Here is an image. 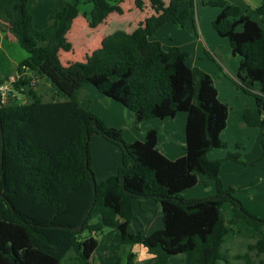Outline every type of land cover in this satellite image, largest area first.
<instances>
[{"label":"trees","instance_id":"obj_1","mask_svg":"<svg viewBox=\"0 0 264 264\" xmlns=\"http://www.w3.org/2000/svg\"><path fill=\"white\" fill-rule=\"evenodd\" d=\"M228 1L208 0L205 5L221 9L213 29L229 41L232 56L240 59L237 87L256 100V109L245 111L243 125L262 128L264 0L252 16ZM65 2L61 11L48 16L49 26L43 31L34 26L30 0L13 3L11 17L0 15L6 24L0 23V28L29 55L14 74L21 77L13 83L14 91L28 97V103L0 104V264H94L97 237L106 228H115L119 236L116 264H142L136 263L132 251L138 243L147 245L160 264L187 254L193 255L192 264H264V219L237 203L234 190L225 189L220 179L222 164L242 163L243 155L208 158L209 152L227 148L221 135L227 128L228 104L219 99L209 74L187 65L188 52L178 46L166 50L152 40L167 24L184 27L194 16V1L180 12L183 0H148L153 14L133 31L110 32L84 62L64 64L62 53L73 50L68 35L81 15L79 0ZM87 2L92 4L88 25L93 30L112 15L124 14L118 0ZM135 5L144 10L146 3L136 0ZM14 75L0 73V85ZM33 77L45 79L69 100H46L34 89ZM86 85L131 110L136 127L185 113V156L170 160L158 150L159 129L149 130L145 141L128 143L123 130L108 127L81 105L77 93ZM94 135L122 152L118 172L101 183L95 179V184ZM199 175L216 182L217 194L181 198V193L197 186ZM135 199L161 204L162 229L150 235L129 231ZM225 203L233 209L230 224L244 221L253 230L254 242L232 256L223 252L225 237L232 232L221 213ZM82 223V229L75 231Z\"/></svg>","mask_w":264,"mask_h":264},{"label":"rangeland","instance_id":"obj_2","mask_svg":"<svg viewBox=\"0 0 264 264\" xmlns=\"http://www.w3.org/2000/svg\"><path fill=\"white\" fill-rule=\"evenodd\" d=\"M16 1L17 0H0V14H5L7 18L11 17V8ZM118 1L120 2V6L124 9V14L112 15L105 25L93 30L89 27L84 17V14L89 15L91 13L92 7L87 0H79L81 3L79 6L81 15L74 22L72 31L68 35V39L73 45V50L70 53H62L61 59L64 64L69 61L84 62L87 55H90L100 47L104 35H108L110 32L116 30L131 32L142 23L146 17L153 14L148 0H144L146 3L144 10H139L136 7V0ZM165 1L168 2L169 0ZM195 1L197 2L194 16L192 15L187 19L184 27L178 24H167L156 32L152 40L159 41L165 49H169L172 46H181L183 50L188 51L189 58L187 63L190 66H195L198 69L201 68L200 70H203L202 66L206 64L209 68L216 67V86H218L220 90L221 100L229 106L227 128L222 136V140L227 144V148L218 150L217 153H223L224 157H226L228 153L243 155L242 163L225 161L222 164L220 179L225 189L232 188L234 190L233 195L237 203L242 204L251 214L264 219V137H261L259 140L260 137L257 139L254 133L247 135L244 131L246 129L253 130V128L240 124L241 109L244 108L245 111L249 109V103L256 106V100L252 95L246 94L237 87L238 80L235 74L230 68L228 72L225 71L223 66L224 64L227 66L225 63L227 60H229V64H232L233 56L231 54L229 41L219 37L213 29L212 23L215 18L213 14L215 11L221 12V9L206 6L205 2L208 0ZM65 4V0H31L30 9L35 11L36 8L41 9L45 7L49 12L48 14H53L61 11ZM190 7V0H183L180 12H184ZM35 14L36 23L34 26L37 30L43 31L49 26L47 21L48 16L45 17V14L41 15L39 11H35ZM211 34L218 37L217 39L220 44L216 47L211 40ZM100 37L101 39L99 40ZM199 37L201 41L198 40ZM213 46L215 51L211 52ZM14 47L23 51L17 43L14 44ZM219 49H226L228 53L225 54L224 57H219ZM9 52L11 55L15 56L14 50L11 49ZM0 64V70L9 74L10 71L6 67V56L3 51L0 52ZM32 79L33 81L35 80L33 85L34 89L42 92L46 100H50L51 97H55L56 101L59 102L69 100L65 94L59 92L56 88L52 86L49 88V83L45 79L37 77H33ZM87 94L90 96H87ZM78 99L86 108L93 107V110L97 112L100 110L102 112L101 114H104L105 110L102 108H106L107 103L104 102L103 99L109 98L103 96L93 86H86L84 90H80L78 93ZM11 100L15 101L16 104H25L28 103L29 98L17 94L15 97H12ZM181 115L184 116L185 114H180V116ZM263 128L264 126L255 129ZM95 158L94 155V159L92 158V160H95ZM202 177V175H199L200 179L195 188L182 194L184 198L194 197L205 199L217 194L216 182L208 180L205 177L203 179ZM98 180L99 179L96 178L97 183L99 182ZM208 181H211L213 185H215L214 192H211L207 186L208 184L206 183H208ZM153 203L158 206L150 209L147 214H144L141 209L135 212L136 218L132 224L133 227L131 226L132 232H138L141 228H144V232H149V230H155V228L159 226L162 228L164 227L161 205L155 201H153ZM221 212L228 227L233 229V232L225 237L223 252L228 256L245 252L246 245L250 242H254L253 230L244 221H240L235 225L230 224L233 217V209L230 203L225 204ZM116 234L115 228H106L103 233L98 235L97 238L100 241V248L97 252V261L102 262L104 260L106 264H111L115 251V255L119 254L118 250L120 246L118 242L114 240V237L116 239ZM116 248L119 249L116 250ZM179 259L180 258H174L172 263L177 262ZM114 260L117 261V259ZM232 264H235L234 261H232Z\"/></svg>","mask_w":264,"mask_h":264},{"label":"crops","instance_id":"obj_3","mask_svg":"<svg viewBox=\"0 0 264 264\" xmlns=\"http://www.w3.org/2000/svg\"><path fill=\"white\" fill-rule=\"evenodd\" d=\"M74 1L75 0H71V2H74ZM193 1H194V5L196 6L197 1H195V0H193ZM228 2H229V4H231L233 6L239 7L243 14H247V15L252 16L253 10L256 9L257 7H259L262 4L263 0H229ZM30 5H31V0H30V4H29V10L34 17V25L36 23L35 11H39L41 15L45 14V17L50 15V14H48L49 12H48V10H46L45 7H42L41 9L36 8L35 11H32L30 9ZM90 5L92 7V4H90ZM90 14L89 15L84 14V17L87 20V23H88ZM219 14H220V11H215V13L213 14V16L215 17L214 20L217 18V16ZM0 15H2V14H0ZM3 16L7 17L5 14H3ZM1 24L4 27H6L5 23H1ZM263 28H264V26H263ZM101 37L99 38V40L101 39ZM210 37H211V40L214 43L213 45H215V47L220 44L218 39H217L218 37H215L214 34L213 35L211 34ZM198 40L201 41L200 37L198 38ZM15 43H17L19 45V43L12 37V35L9 32H7L5 29L0 28V52H2V51L5 52L6 67L10 71V73L7 74L6 72H3L2 70H0V73L3 75H14V73H18V67H19L20 63L22 61L26 60L27 56L29 57L28 53L24 49H22V47L20 45L19 46H20L21 50H23V51H20L19 49L14 47ZM179 48H181V50H183V48L181 46ZM11 49L15 51V56L10 54L9 51ZM214 49L215 48L213 46L211 48V52L215 51ZM166 50H168V49H166ZM183 51L188 52L186 50H183ZM218 51H219V57H224V55L228 53V51L226 49H224V50L219 49ZM23 52H25V53H23ZM225 63L227 64V66L225 64L223 65L225 68V71L228 72L229 68H230L233 71V73L236 75V73L238 72L240 59L233 57V63L232 64H229L230 63L229 60H227ZM187 65L191 68H196L195 66H190L188 63H187ZM0 67H1V64H0ZM202 68H203V70H202L203 72L209 74L214 80L216 79V77H217L216 67L209 68L206 64V65L202 66ZM49 86L51 87L50 84H49ZM86 86H90V85H86ZM86 86H84L81 90H84V88ZM216 88L218 90L219 99L221 100L220 90H219L218 86H216ZM78 93H77V96H78ZM87 93H88V91H87ZM88 95L89 94H87V96ZM103 100H104V102L107 103V107L102 108L103 110H105L104 114H101L102 112L100 110L98 112L93 110V107H90V108L88 107L89 110L91 112H93L95 115H97L101 120H103V122L108 127L123 130L125 140L128 143H133L136 141H145V135L149 130L159 129L161 131V133H160L159 139H158V145H157L158 150L170 160H177V159L185 156V154H186V150H185V147H186V122H187V115L185 113H179V114H177L176 117L166 119V120H159V119L147 120V121L142 122L138 127H136L133 125L134 113L131 110H129L128 108L123 106L121 103L116 102L112 99H103ZM221 101L224 102L223 100H221ZM82 106L84 108H86L84 105H82ZM88 108H86V109H88ZM248 108L254 110V109H256V106L249 103ZM244 113H245V110L243 108V109H241V112H240V121H241L240 124H242V125H243ZM180 114H185V115L180 116ZM244 132H246L247 135L254 133L257 139L260 137L259 140L261 139V137H264V128L263 129L253 128V130L252 129H246ZM222 136H223V133L221 135V138H222ZM217 151L218 150H213V151L209 152L208 158L210 160L223 159V157H224L223 153L218 154ZM260 152H261V149H260ZM91 153H92L91 156L93 159H94V155L96 157L95 160H92V168H93V171L95 174V179L96 178L99 179L98 180L99 182L100 181L103 182L107 178H109L110 176L115 175L122 165L121 149L118 146L107 141L104 137H102L100 135H94L91 138ZM229 162H231V161H229ZM221 171H222V167H221ZM220 175H221V173H220ZM204 177L205 176H203L202 178L204 179ZM206 184H208L207 186L209 187L211 192H214L215 185H213V183L211 181H208V183H206ZM189 190H191V189H189ZM189 190H186L184 192H187ZM183 193L180 194V197L183 199H202V198H194V197L184 198V196H182ZM153 201L154 200L135 199L133 201L134 219L136 218L135 212L137 210L141 209V211L144 214H147L150 209L156 208L158 205L154 204ZM225 204H227V203H225ZM223 206H222V208H223ZM222 208H221V211H222ZM161 211H162V207H161ZM134 219L131 221V224L129 226V230L132 234L142 233L144 235H150V234L156 232L157 230L162 229V227L159 226L158 228H155V230H149V232H144V228H141V230H139L138 232H132L131 226L133 227L132 224L134 222ZM121 221L122 220L119 218L117 220V225ZM232 232H233V229H232ZM114 240L117 241L119 246H120L118 234H116V239L114 237ZM99 248H100V245H99ZM99 248H98V250H99ZM118 249L116 248V250H118ZM98 250H97V252H98ZM132 251H133V249H132ZM97 252L94 256V264H106L104 260L102 262L97 261L98 260V258H97L98 253ZM134 253L136 254V259H135L136 263L160 264V262L157 261L154 258V256H151V258H146L142 262H139L138 257L140 255V252L137 251ZM115 254H116V251L113 255L111 264H116V261L114 259H117L118 254L117 255H115ZM192 259H193V255L187 254L186 256L180 257V259L177 262L172 263V260H173L172 259L168 264H192Z\"/></svg>","mask_w":264,"mask_h":264},{"label":"built area","instance_id":"obj_4","mask_svg":"<svg viewBox=\"0 0 264 264\" xmlns=\"http://www.w3.org/2000/svg\"><path fill=\"white\" fill-rule=\"evenodd\" d=\"M21 77L20 74L11 76L9 81L5 84L0 85V104L8 105L11 102V98L15 97L18 93H16L13 89V83L18 81ZM35 80L32 82L34 84Z\"/></svg>","mask_w":264,"mask_h":264},{"label":"clouds","instance_id":"obj_5","mask_svg":"<svg viewBox=\"0 0 264 264\" xmlns=\"http://www.w3.org/2000/svg\"><path fill=\"white\" fill-rule=\"evenodd\" d=\"M140 252V255L138 257V261L142 262L146 258H151V256H154V254H149L148 246L143 243H138L133 246V252Z\"/></svg>","mask_w":264,"mask_h":264},{"label":"water","instance_id":"obj_6","mask_svg":"<svg viewBox=\"0 0 264 264\" xmlns=\"http://www.w3.org/2000/svg\"><path fill=\"white\" fill-rule=\"evenodd\" d=\"M263 118H264V114H263V116H262ZM0 126H1V118H0ZM1 133V132H0ZM1 137H2V134H1ZM92 181H93V183L95 184V177L94 176H92ZM123 181H125L124 179H123ZM127 194L129 193L127 190L125 191ZM82 226H83V223L78 227V228H75L74 230L75 231H79V230H81L82 229Z\"/></svg>","mask_w":264,"mask_h":264}]
</instances>
